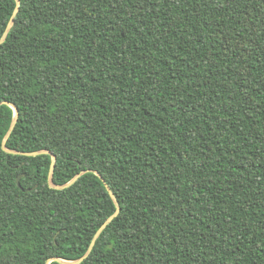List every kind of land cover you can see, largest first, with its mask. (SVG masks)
Masks as SVG:
<instances>
[{
  "label": "trees",
  "instance_id": "16d2710c",
  "mask_svg": "<svg viewBox=\"0 0 264 264\" xmlns=\"http://www.w3.org/2000/svg\"><path fill=\"white\" fill-rule=\"evenodd\" d=\"M19 1L0 264H264V0Z\"/></svg>",
  "mask_w": 264,
  "mask_h": 264
},
{
  "label": "water",
  "instance_id": "95a60500",
  "mask_svg": "<svg viewBox=\"0 0 264 264\" xmlns=\"http://www.w3.org/2000/svg\"><path fill=\"white\" fill-rule=\"evenodd\" d=\"M16 3H17V6H19L20 1H19V0H16ZM17 11H18V8L15 9L13 16L16 14ZM12 24H13V18H12L11 21L9 22V25H8L6 31L4 32L2 38L0 39V44L4 43V41L6 40V37H7L8 31H9L10 27L12 26ZM8 105L11 106V107L13 108V110H14V117H13V121H12V123H11V126H10V128H9V130H8V132H7L6 136H5V138H4V141H3V144H2V149H3L4 151L8 152V153L21 154V155H24V156H37V155H39V154H47V155H50V156H51V166H50V171H49V174H48V183H49V185H50L51 187H53V188H63V187H65V186H63V187H57V186H54V185L52 184L51 177H52V172H53V167H54V162H55V156L52 155L50 152H47V151H39V152H32V153H19V152H13V151H10V150H8V149L5 147V143H6L7 139H8V137L10 136L12 130L14 129V125H15V123H16L17 116H18V110L16 109V107H15L14 105H12V104H8ZM84 173H85V171H82L79 175H77V176L71 181V183L74 182L78 177H80V176H81L82 174H84ZM94 173L97 175L96 172H94ZM98 176H99V175H98ZM100 178H101V177H100ZM19 180H20V177L17 179V185H18V186H20ZM68 184H69V183H68ZM68 184H67V185H68ZM67 185H66V186H67ZM105 187H106V189H107V191H108V193H109V195H110V197H111V199H112V201H113V203H114V205H115V207H116V213H115L113 216H111L110 218H108V219L105 221V223L99 228V230H98L97 233L95 234V236H94V238H93V240H92V242H91V244H90V246H89V248H88V251L86 252V254H85L82 258H80L79 260L74 261V262L60 261L61 263H63V264H77V263L82 262V261H83V260H84V259H85V258L91 253V251H92V249H93V247H94L95 241H96L97 238L99 237L100 233H101V232L103 231V229H104V228H105V227H106V226L112 221V219L118 214V212H119V205H118V202L116 201V199H115L113 193L110 191V188H109L107 185H105Z\"/></svg>",
  "mask_w": 264,
  "mask_h": 264
}]
</instances>
